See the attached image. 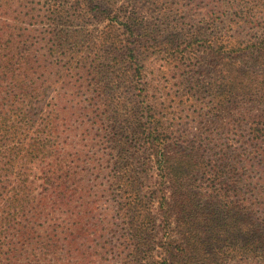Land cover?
Returning <instances> with one entry per match:
<instances>
[{"label":"rangeland","instance_id":"rangeland-1","mask_svg":"<svg viewBox=\"0 0 264 264\" xmlns=\"http://www.w3.org/2000/svg\"><path fill=\"white\" fill-rule=\"evenodd\" d=\"M5 1L0 0V24L16 31V20L22 14L25 22L18 32L27 37L28 49L56 50L51 52L58 64V84L44 103L43 113L58 95L56 151L58 160L67 158L62 173L71 181L66 184L71 194H76L73 202L77 204L83 195L82 200L93 207L89 217L94 243L98 248L105 246L101 254L105 260L98 258L95 264H126L117 254L134 248L123 207L135 189L138 197L150 201L148 206L156 214V233L141 235L140 251L155 256L153 260L149 256V261L144 258L146 264H162L156 256L169 240L177 239L176 229H172L176 224L170 220L172 230H166L158 215L163 194L173 219L185 228L195 218L190 210L193 203L201 214L218 219L224 209L223 195L231 206L243 200L258 221L264 220V207L259 205L261 192L264 194V152L252 151L255 144L264 149V136L251 138L253 124L259 122V116L264 120V103L236 98L225 109H218L212 101L218 90L208 83L214 77L204 50L208 46L204 42L216 49L224 37L255 36L264 26L263 0H94L100 7L92 0ZM52 3L58 6V16L50 26ZM126 9L135 12L147 40L140 46L143 62L129 63L128 70L99 59L103 43L117 51L125 44L121 14ZM193 31L198 35L190 40ZM190 43L194 49L200 48L198 57L192 53L195 50L186 49ZM240 64L254 62L244 57ZM98 67L102 68L99 72L95 71ZM125 118L156 127L160 145L149 147L148 139L138 136L139 143L134 142L119 158L114 141ZM192 146L199 147L190 158L198 164L196 170L179 173L177 181L163 184L156 176L157 156H183ZM40 170L34 172L42 176ZM120 174L125 175L121 182ZM75 187L85 191L79 195ZM201 241L206 255L221 247L208 244L207 233ZM229 255L226 264H235L234 254Z\"/></svg>","mask_w":264,"mask_h":264},{"label":"trees","instance_id":"trees-1","mask_svg":"<svg viewBox=\"0 0 264 264\" xmlns=\"http://www.w3.org/2000/svg\"><path fill=\"white\" fill-rule=\"evenodd\" d=\"M7 2L3 5L6 8ZM51 10L50 26H53L57 22L58 6L52 3ZM121 18L126 27L125 44L117 51L103 43L99 59L108 62L111 67L123 66L128 70L130 67L125 66L129 63L142 61L140 46L147 41L143 38L146 32L141 30L143 24L137 22L134 11L126 9ZM24 22L21 14L16 20V31L9 25L0 24V264H95L98 258L105 260L101 258L105 246L98 248L94 243L89 217L93 207L82 200L83 195L80 194L85 190L81 188H74L80 198L77 204L73 202L76 194H71L66 186L71 181L62 173L67 158L58 160L56 151L60 128L58 95L56 102L43 113L44 103L53 86L58 84V64L54 63L52 55L56 50H29L27 37L18 32ZM191 33L190 40H193L198 32ZM54 36L57 35L54 33ZM204 44L208 45L204 46V50L208 52L209 72L214 77V82L208 83L218 90L214 91L217 97L212 98L218 109H225L236 98L264 103V26H260L255 36L249 38L234 36L232 40H226L224 37L218 41L216 49L212 48L213 44ZM193 47L190 43L186 49L195 50L192 53L196 56L200 48ZM45 55L50 57L45 59ZM244 57H250L254 64H240ZM101 69L98 67L95 71ZM125 120L119 127L118 139L114 141L119 158L123 157V152L134 147V142L139 143L138 136L147 138L149 147L160 145L156 127L152 129L141 120ZM263 136L264 120L259 116V122L251 128V138L259 140ZM198 151L199 147L192 146L183 156H157L156 176L163 179V184L173 183L179 179V173L196 170L198 164L191 163L190 158ZM252 151L254 154L263 153L264 149L255 144ZM39 169L42 176L34 172ZM123 177L125 175L120 174V182ZM38 181L41 184L38 185ZM38 187L42 189L39 191ZM236 190L241 192L239 188ZM137 192L133 190L131 200L123 207L130 230L129 238L134 244L127 254L120 251L117 254L126 264H146L144 258L148 260L150 256L153 260L155 257L140 251L142 233L153 231L155 234L157 230L156 214L148 206L150 201L142 200ZM261 195L263 199L259 205L264 207V194L261 192ZM222 197L224 209L218 219L214 216L208 218L206 213L202 212L203 215L197 210L194 203L190 205L191 217L195 218L186 223L185 228L184 223L173 219L174 214L168 208L165 194L162 195L158 215L166 230L171 229L170 220L176 224L172 229H176L177 235V239L169 240L167 248L156 256L162 264H226L229 254H234L235 264H264V220L258 221L243 200L231 206L228 205V197ZM206 233L208 244H217V247L221 244L219 250L208 255L201 241ZM166 238H170V234ZM169 242H174L175 246ZM141 253L146 256H141Z\"/></svg>","mask_w":264,"mask_h":264}]
</instances>
